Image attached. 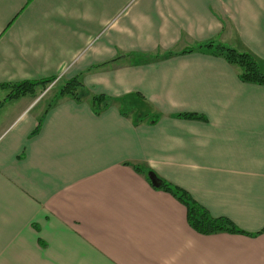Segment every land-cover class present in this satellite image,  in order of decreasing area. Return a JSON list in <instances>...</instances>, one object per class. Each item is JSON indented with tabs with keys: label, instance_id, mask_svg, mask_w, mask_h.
<instances>
[{
	"label": "crops",
	"instance_id": "crops-1",
	"mask_svg": "<svg viewBox=\"0 0 264 264\" xmlns=\"http://www.w3.org/2000/svg\"><path fill=\"white\" fill-rule=\"evenodd\" d=\"M210 42L264 72V0H0V264H264V233L201 235L134 168L264 230V85L210 50L178 54ZM77 76L80 102L7 99ZM96 95L112 100L98 115Z\"/></svg>",
	"mask_w": 264,
	"mask_h": 264
},
{
	"label": "trees",
	"instance_id": "trees-1",
	"mask_svg": "<svg viewBox=\"0 0 264 264\" xmlns=\"http://www.w3.org/2000/svg\"><path fill=\"white\" fill-rule=\"evenodd\" d=\"M201 50H210L214 55L225 59L232 67L237 70L239 79L248 84L264 85V72L261 70L257 59L248 52L239 51L235 48L210 42L202 45H198L195 48L184 50L178 54H190ZM177 53H167L164 55H154L153 60H160L162 58L173 56ZM56 79H46L36 82H25L14 85H7L11 87V92L7 96V99H14L28 94H35L38 88H41L39 94H42L49 86H51ZM58 84V83H57ZM85 92V85L80 77H75L72 80L62 82L54 95L52 102L56 103L63 98H71L77 102L83 99ZM93 107L95 114H101L107 107H109L112 101L110 97L106 95H96L93 97ZM2 103H0L1 106ZM123 114L129 115L134 110V106L127 105ZM149 113H141L139 115L138 122H144L149 117ZM181 118L189 120H206L205 117L196 114H184L179 115ZM159 120V116H151L150 123L155 124ZM42 122V121H41ZM39 122L37 130L41 126ZM137 172L145 175L150 185L156 189L161 190L172 195L175 199L181 202L187 209L188 223L193 230L197 233L205 236H210L218 233H229L236 235H245L249 237H256L264 233V230L249 234L239 227H237L229 219L220 217H213L210 212L200 205L186 190L173 185L172 183L160 178L154 171L146 169L141 166L134 165Z\"/></svg>",
	"mask_w": 264,
	"mask_h": 264
},
{
	"label": "rangeland",
	"instance_id": "rangeland-1",
	"mask_svg": "<svg viewBox=\"0 0 264 264\" xmlns=\"http://www.w3.org/2000/svg\"><path fill=\"white\" fill-rule=\"evenodd\" d=\"M57 80H55V82H56ZM55 82L51 85V86H49L42 94H41V96H42V100H44L45 102H48V101H50L53 97H54V95L56 94V92H57V90L59 89V86L61 85V83L60 84H56L55 86H54V84H55Z\"/></svg>",
	"mask_w": 264,
	"mask_h": 264
}]
</instances>
